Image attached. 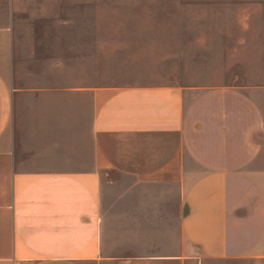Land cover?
Returning <instances> with one entry per match:
<instances>
[{
    "label": "crops",
    "instance_id": "crops-1",
    "mask_svg": "<svg viewBox=\"0 0 264 264\" xmlns=\"http://www.w3.org/2000/svg\"><path fill=\"white\" fill-rule=\"evenodd\" d=\"M52 43L0 24V264H264V25L199 79Z\"/></svg>",
    "mask_w": 264,
    "mask_h": 264
},
{
    "label": "rangeland",
    "instance_id": "rangeland-1",
    "mask_svg": "<svg viewBox=\"0 0 264 264\" xmlns=\"http://www.w3.org/2000/svg\"><path fill=\"white\" fill-rule=\"evenodd\" d=\"M9 1L0 0V24L13 21L18 35L51 37L52 51L83 53L86 64L99 42L100 82L170 75L162 67L173 53L180 74L199 79L200 69L185 70L192 60L203 62L197 57L209 41L218 61L240 41L251 55L260 52L264 0H17L8 11ZM84 76L90 79L86 69Z\"/></svg>",
    "mask_w": 264,
    "mask_h": 264
}]
</instances>
